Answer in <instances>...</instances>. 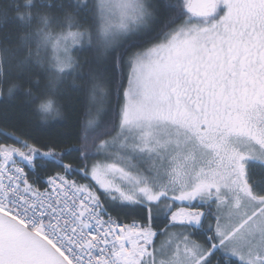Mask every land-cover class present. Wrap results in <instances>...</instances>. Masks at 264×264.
<instances>
[{"label": "snow or ice", "instance_id": "6c2138e0", "mask_svg": "<svg viewBox=\"0 0 264 264\" xmlns=\"http://www.w3.org/2000/svg\"><path fill=\"white\" fill-rule=\"evenodd\" d=\"M0 264H264V0H0Z\"/></svg>", "mask_w": 264, "mask_h": 264}, {"label": "trees", "instance_id": "16d2710c", "mask_svg": "<svg viewBox=\"0 0 264 264\" xmlns=\"http://www.w3.org/2000/svg\"><path fill=\"white\" fill-rule=\"evenodd\" d=\"M64 117H66V123L63 122L64 118L60 117L57 118L58 120H61L62 122L59 124H56L55 121L52 123L56 124V127L59 128L61 131H73L74 130V125L77 120V114H69L67 112L64 113Z\"/></svg>", "mask_w": 264, "mask_h": 264}]
</instances>
